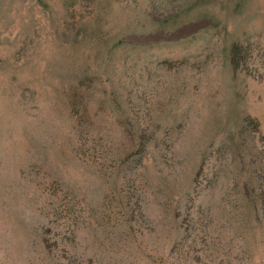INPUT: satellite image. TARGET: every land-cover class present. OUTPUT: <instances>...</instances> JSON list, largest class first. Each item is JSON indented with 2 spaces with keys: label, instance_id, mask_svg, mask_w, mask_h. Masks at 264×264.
I'll return each instance as SVG.
<instances>
[{
  "label": "rangeland",
  "instance_id": "1",
  "mask_svg": "<svg viewBox=\"0 0 264 264\" xmlns=\"http://www.w3.org/2000/svg\"><path fill=\"white\" fill-rule=\"evenodd\" d=\"M0 264H264V0H0Z\"/></svg>",
  "mask_w": 264,
  "mask_h": 264
},
{
  "label": "trees",
  "instance_id": "2",
  "mask_svg": "<svg viewBox=\"0 0 264 264\" xmlns=\"http://www.w3.org/2000/svg\"><path fill=\"white\" fill-rule=\"evenodd\" d=\"M78 92L76 91L75 93V98H77L78 96L76 95ZM81 98V97H80ZM112 102V101H111ZM122 125V128L126 129L125 131L127 132V130H129V128L127 126H125L124 122H120ZM131 131H128V133ZM146 136L141 137V139H139V141H135L136 139H134L132 137V139H128V143L126 144L125 142L121 143L122 148L118 149L119 151L117 152L118 156L123 155L122 158H119V161H121L120 163V168H126V174L128 171H132L133 173L136 172V170L139 169V164H142V160L144 158H146L145 156H147V151L148 148L145 145V143L147 142ZM124 173V172H122ZM119 171H118V175H119ZM127 176L129 177H134L131 174H128ZM128 177V178H129ZM127 178V179H128ZM113 183H115V186L118 184V179L115 178V181H113ZM155 187V186H154ZM166 193L169 192L170 194H172L167 188H165ZM159 191H163L161 185L157 184L156 185V190L155 192L157 193V195L159 194ZM169 195V194H167Z\"/></svg>",
  "mask_w": 264,
  "mask_h": 264
}]
</instances>
